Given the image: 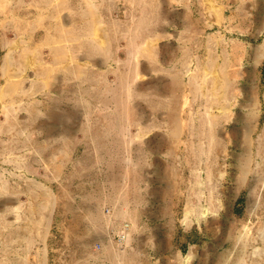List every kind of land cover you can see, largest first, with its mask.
<instances>
[{
  "label": "rangeland",
  "instance_id": "obj_1",
  "mask_svg": "<svg viewBox=\"0 0 264 264\" xmlns=\"http://www.w3.org/2000/svg\"><path fill=\"white\" fill-rule=\"evenodd\" d=\"M96 142L144 197L91 260L264 264V0H0V264H87L60 225Z\"/></svg>",
  "mask_w": 264,
  "mask_h": 264
},
{
  "label": "crops",
  "instance_id": "obj_2",
  "mask_svg": "<svg viewBox=\"0 0 264 264\" xmlns=\"http://www.w3.org/2000/svg\"><path fill=\"white\" fill-rule=\"evenodd\" d=\"M106 134L105 130L102 131L100 138H105ZM112 148L111 142H96L89 146L88 151L82 154L80 163L76 164L69 193L65 198L68 201L66 214L70 217L63 218L60 225L63 232L60 236L65 247V258L84 256L85 263L100 264L101 260H91L93 249H88L92 248L90 243L94 246L109 242V237L118 230L120 225L130 223L127 220L128 216L118 215L119 208L143 206V202L141 205L133 201V198L136 196L137 200L139 197L143 198L144 190L137 187L136 195L133 198L129 197L125 187L126 169L119 171L116 169L117 165L111 162L118 156L117 153L112 152ZM95 160L102 162H95ZM76 180H79L77 184L74 183ZM122 181L123 184H121ZM74 208L78 209L77 214H74L72 210ZM106 208L112 209L111 218L106 217L102 212V209ZM76 223L78 226H75ZM66 262L65 260L64 264Z\"/></svg>",
  "mask_w": 264,
  "mask_h": 264
},
{
  "label": "built area",
  "instance_id": "obj_3",
  "mask_svg": "<svg viewBox=\"0 0 264 264\" xmlns=\"http://www.w3.org/2000/svg\"><path fill=\"white\" fill-rule=\"evenodd\" d=\"M113 214L112 209L106 208L104 209V215L108 218H111ZM131 238V226L130 223L126 222L118 228L116 232H113L109 237V242H112L114 246L119 249H123V247H127ZM97 250H101L102 244L95 245Z\"/></svg>",
  "mask_w": 264,
  "mask_h": 264
}]
</instances>
